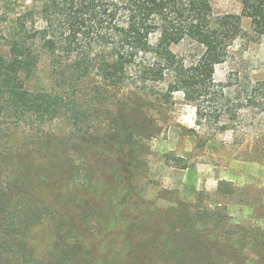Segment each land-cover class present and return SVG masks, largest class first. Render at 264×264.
<instances>
[{
  "label": "trees",
  "instance_id": "1",
  "mask_svg": "<svg viewBox=\"0 0 264 264\" xmlns=\"http://www.w3.org/2000/svg\"><path fill=\"white\" fill-rule=\"evenodd\" d=\"M242 16L251 19L252 32L264 36V0H243L241 14L217 13L211 0H30L23 4L0 0V45L7 48L0 51V146L7 138V144L25 150L12 134L33 118L83 115L85 108L75 104L86 99V87L91 84L96 85L97 95H134L163 85L157 94L166 102L182 91L196 106V123H210L203 103L217 96L220 84L214 77L215 67L226 61L230 48L244 34ZM184 43L197 49L191 59L173 49ZM44 66L48 76L40 81ZM256 83L264 86V81ZM112 111L116 114L108 126L114 131H104L102 141L127 158L121 144H132L134 134L155 133V125L127 103ZM7 120L17 128L5 126ZM227 126L222 125L223 129ZM109 134H119L120 144L115 145ZM95 135H83L81 141L89 144ZM55 164L44 165L42 174L30 180L0 174V264H116L103 255L132 213L141 219L135 223L138 242L129 252L140 249L145 255L129 264H154L155 254L175 258V264H239L246 259V249L254 255L251 264H264V231L259 228L253 229L249 244L232 240L223 230L214 233L223 219L221 211L207 209L189 219H177L183 225L178 232L176 223L173 227L168 219L160 223L157 217L163 214L136 199L138 190L129 175L119 177L122 182L116 186L111 179H101L94 168L84 169L82 176L68 160ZM53 167L52 174L46 172ZM80 179L89 181L84 189L107 186V191L102 189L106 195L89 203L78 202L74 191L67 196L51 192ZM102 201L109 206L106 218L98 214ZM86 204L92 210L98 207L93 219ZM46 210L53 213L56 232L46 254L37 257L32 249L34 220L43 212L46 218ZM93 224L100 225L97 234L101 238L88 241L89 230H95ZM161 226L165 233L154 235V228ZM152 236L156 242L150 240Z\"/></svg>",
  "mask_w": 264,
  "mask_h": 264
},
{
  "label": "rangeland",
  "instance_id": "2",
  "mask_svg": "<svg viewBox=\"0 0 264 264\" xmlns=\"http://www.w3.org/2000/svg\"><path fill=\"white\" fill-rule=\"evenodd\" d=\"M24 2L30 3V0H19V4ZM211 3L217 13L241 14L243 10V0H211ZM242 25L244 34L234 42L226 61L215 67L214 77L220 84L216 89L217 96L203 103L205 113L210 115V123L201 126L196 123V106L186 100L182 91L166 102L157 94L163 85L155 87L154 91H136L134 95H115V92L97 95L94 93L96 85L91 84L86 87L89 93L86 99L75 104L85 108L83 115H64L55 120L33 118L27 121L30 124L21 128H17L14 121L7 120L4 125L17 128L12 138L24 144L25 150L19 145L7 144V138L4 139L0 146V174L35 179L34 174L40 171L42 174L41 169L48 163L57 165L68 160L77 165L80 175H84V169L94 168L99 171L101 179H111L116 186L118 181L119 184L122 182L119 177L129 175L138 190L136 199L147 209L163 214L157 217L160 223L168 219L173 223L171 227L176 223V230L180 232L183 225L177 219H189L197 211L220 210L223 219L216 227L213 224L214 233L223 230L232 240L249 244L253 229L264 231V86L256 83L264 81V36L258 37L252 32L249 17L242 16ZM173 49L178 54L189 55L188 59L197 50L187 43L175 45ZM0 51L6 52L7 48L0 45ZM189 51H193L191 55ZM39 76L40 81L47 79V66L42 67ZM124 103L133 107L140 117L149 118L156 131L134 134L132 144H121L120 148L126 147L127 158L102 141L106 136L104 131H114L108 126L116 114L112 109ZM224 123L228 128L223 129ZM92 133L98 136L84 144L81 137H91ZM108 138L114 140L115 145L120 144L119 134H109ZM132 153L135 158L130 160ZM122 164L129 165L119 167ZM54 167L46 172H54ZM1 179L7 178L3 176ZM88 184L89 181L80 179L51 192L67 196L74 191L78 202L88 200L89 203L106 195L107 186L102 187L105 191L97 190V187L84 189L83 186ZM86 205L88 215L93 219L95 209ZM99 209L101 212L98 207L95 211L106 218L108 202L102 201ZM46 212V218H43V212L41 218L34 220L36 232L32 251L37 257L46 254L56 232L53 213ZM138 216L136 213L127 216L118 238L112 242L104 258L116 264H129L132 259L145 255L140 249L129 252L138 242L135 233V223L141 219ZM93 227V232L89 230L88 236L85 234L88 241L101 238L97 234L100 225L93 224ZM165 231L166 228L161 226L154 228L153 233L159 232L161 236ZM150 240L156 242L153 236ZM152 256L157 258L154 264H175V258L170 256ZM253 256L246 249V259H240L239 264H251Z\"/></svg>",
  "mask_w": 264,
  "mask_h": 264
}]
</instances>
